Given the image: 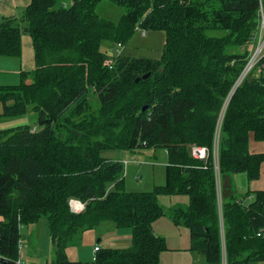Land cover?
I'll return each instance as SVG.
<instances>
[{
  "label": "trees",
  "instance_id": "obj_1",
  "mask_svg": "<svg viewBox=\"0 0 264 264\" xmlns=\"http://www.w3.org/2000/svg\"><path fill=\"white\" fill-rule=\"evenodd\" d=\"M101 1L32 0L0 23V55L21 56L28 34L36 59L21 83L0 85V117L33 111L38 119L35 127L0 130V264H18L22 228L44 217L55 248L47 264H160L168 249L152 226L167 214L160 193L189 196L171 211L204 264H223L224 254L227 264L264 260V236H257L264 190H249L247 204L223 193L220 206L213 151L259 30L260 0H110L127 8L118 21L97 13ZM139 25L164 31L162 57L118 56L111 64L103 43L123 45ZM215 30L225 34H209ZM221 132L220 176L259 179L264 152L251 151L250 142L264 140V75L233 92ZM195 146L207 147L208 158L193 156ZM139 147L168 152L166 182L152 191L126 190L125 164L102 154ZM72 200L84 209L75 212ZM105 221L130 229L131 245L99 246L92 261L72 260L67 248Z\"/></svg>",
  "mask_w": 264,
  "mask_h": 264
},
{
  "label": "rangeland",
  "instance_id": "obj_2",
  "mask_svg": "<svg viewBox=\"0 0 264 264\" xmlns=\"http://www.w3.org/2000/svg\"><path fill=\"white\" fill-rule=\"evenodd\" d=\"M126 12L127 8L125 6L117 5L110 0H102L97 6V13L100 16L113 21H118ZM261 20L262 16L260 13V21ZM209 34L223 35L225 34V32L215 30L209 31ZM257 38L258 37H256V40L247 47L249 53L247 62L240 72L236 82H238L242 78L247 63H249L252 55L257 48ZM106 43L110 44V48L106 51L109 54H112V56L114 57V61L111 62V64L113 65L117 63L116 57L118 56L123 58L144 57L150 58L152 60H157L162 57V51L165 43V33L162 30L145 28L144 26L139 25L131 38L125 44H123L122 47H115L111 49L114 44L110 42ZM116 46L118 45L116 44ZM232 50H238V48L234 47ZM260 65L261 64L257 65L251 71H249L244 79L240 80L241 82H238L239 86L243 84L245 82V79L249 78L250 76L259 77ZM0 79H2L0 84L4 85H17L22 81L21 77L18 74L11 73L7 75H0ZM91 103L94 107H98L99 105V101L95 94L91 95ZM26 115H29L30 124L35 127L38 119L37 113L33 111H29L27 114L21 116L2 118L21 119L25 118ZM221 133L220 138L222 137ZM252 140L254 141L255 139ZM259 148L260 146L257 148L253 146L254 150ZM214 149L215 147L213 145V150ZM102 154L107 158H110L112 160H120L125 164V171L123 176L125 181V189L128 191H152L157 186L164 185L166 182V165L168 161V152L162 147H139L137 149L131 150L108 149L103 151ZM228 176L229 175H223L222 177L220 176L222 193L221 195L223 196V193H226L225 195H229L230 192H235L234 194L237 198H244L246 199L245 203H249L254 195L251 194V197H246V195L249 190L252 191L253 182L248 181L245 173H238L234 176L231 175V178ZM231 182H233L232 188H230ZM231 195L232 194H230V196ZM159 202L165 209L167 214L154 220L152 226L155 234L164 237L168 245V249L165 250L163 254H161L162 257L160 259V264H163V262L169 264H204V256L191 248L192 240L189 228H187L183 224H176L171 211L174 206L180 204L188 205L189 196L187 194L169 195L160 193ZM111 224L112 226H116V224L114 223ZM77 238L78 239L75 243L76 245L74 244V246H77L79 248V255L81 259H85L82 261H92L95 254L94 252L91 254L92 248L90 249L89 245H86L85 237H83L82 234L80 236L78 235ZM131 243V241L123 242L122 244H119L120 246H115V248L128 247L131 245ZM98 244L102 245V242H98ZM54 251L55 248L51 238L49 221L46 217L40 219L37 223L26 225L22 228V239L20 242V260L23 264L50 263L54 256ZM252 264H264V260L254 262Z\"/></svg>",
  "mask_w": 264,
  "mask_h": 264
},
{
  "label": "crops",
  "instance_id": "obj_3",
  "mask_svg": "<svg viewBox=\"0 0 264 264\" xmlns=\"http://www.w3.org/2000/svg\"><path fill=\"white\" fill-rule=\"evenodd\" d=\"M31 1L32 0H0V23L4 18L21 16L25 11V9L30 5ZM115 47L116 45L112 46L111 49ZM109 48H110V44L107 43H103L101 47L103 52H107L106 50ZM35 67H36V59H35L33 39L28 34H24L22 36L21 56L0 55V75H7L11 73V74H18L21 77V73L23 71H29L34 69ZM1 80L2 79H0V82ZM0 85H4V84H0ZM24 124H30L29 115H26L25 118H21V119L19 118L4 119L0 117V130L9 129ZM253 146L256 148L260 146V148L254 150ZM250 149L253 152H264V141L256 142L255 140L254 141L251 140ZM228 177L231 178V175H229ZM249 182H253L252 191L264 190V162L262 164L260 178ZM232 186H233V182H231L230 188H232ZM230 194H233V192H230L229 195ZM111 223L114 222L112 221L102 222L95 228L83 231L80 234V235L83 234V237H85L86 245L88 244L90 249L92 248L91 254L94 252V248L98 244V242H102V245L99 244V246L101 247L103 246L115 247V246H120L119 244H122L123 242H130V241L132 242L131 230H127L125 228H119L117 225L112 226ZM67 253L72 260H85V259H81L79 255V248L77 246H74V244L67 248ZM163 264H169V263L163 262ZM171 264H177V263H171Z\"/></svg>",
  "mask_w": 264,
  "mask_h": 264
},
{
  "label": "built area",
  "instance_id": "obj_4",
  "mask_svg": "<svg viewBox=\"0 0 264 264\" xmlns=\"http://www.w3.org/2000/svg\"><path fill=\"white\" fill-rule=\"evenodd\" d=\"M260 13L262 16V20L260 21L259 30H258V33L256 35V37H258L257 38L258 39V45H257V48H256L254 54L252 55L249 63H247V66L245 68V72H244V74L240 80H243L244 77L249 73V71H251L254 67H256L259 64H261L260 65V76L264 75V6L262 4V0H260ZM117 45L118 46H116V47H118V48L123 46L121 43H117ZM106 53L109 56L113 57L112 54H109L108 52H106ZM240 80L238 82H241ZM238 82L235 83L233 90L231 92V95L236 90V88L239 86ZM231 95H229V98ZM229 98L226 100L225 107H224L223 111L221 112V116H220L218 123H217L215 139H214L215 149L213 150L214 151V166H215V170L217 172V190H218V195H219L220 206L222 205V195H221L222 193H221L220 173H219V146H220V139H221L220 133L222 131L224 113H225V110L227 108ZM192 152H193V155L195 157L200 158L202 160L207 159L208 155H209V149L207 147H204V146H195L192 148ZM71 205H72V209L75 212H80L85 207V205L78 200H72ZM257 236H264V227H262L257 232ZM99 249H100L99 245L97 244L94 248V252L95 253L98 252ZM18 264H23V263L21 260H19ZM198 264H200V263H198ZM223 264H227L225 254L223 255Z\"/></svg>",
  "mask_w": 264,
  "mask_h": 264
},
{
  "label": "water",
  "instance_id": "obj_5",
  "mask_svg": "<svg viewBox=\"0 0 264 264\" xmlns=\"http://www.w3.org/2000/svg\"><path fill=\"white\" fill-rule=\"evenodd\" d=\"M149 76V73L148 74H145V75H143L142 77H139V78H137V81H139L140 79H145V78H147ZM3 262H6L5 260H3Z\"/></svg>",
  "mask_w": 264,
  "mask_h": 264
}]
</instances>
